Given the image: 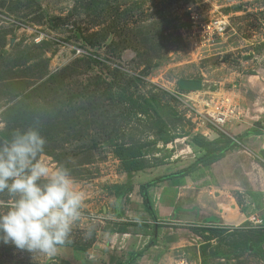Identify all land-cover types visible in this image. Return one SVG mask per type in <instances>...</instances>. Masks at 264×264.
<instances>
[{"label":"rangeland","instance_id":"rangeland-1","mask_svg":"<svg viewBox=\"0 0 264 264\" xmlns=\"http://www.w3.org/2000/svg\"><path fill=\"white\" fill-rule=\"evenodd\" d=\"M76 46L97 61L76 53ZM182 79H198L201 88L183 89ZM219 87L237 93L241 124L235 129L264 155V0H0V142L22 126L39 130L49 165L67 167L85 193L70 242L54 256L0 241V264H87L89 252L93 262L107 264L102 249L119 245L113 228L140 195L128 192L132 176L122 171L115 144L152 139L155 110L175 121L176 130L194 134L182 99ZM147 98L155 99L152 108L145 107ZM182 154L194 156L190 148ZM248 168L237 189L242 203L244 192L255 196L264 184V168ZM253 213L264 218L258 205ZM132 214L141 215L136 208ZM208 224L172 225L164 235L180 241L167 256L161 249L162 263L264 264V241L236 247L250 221Z\"/></svg>","mask_w":264,"mask_h":264},{"label":"crops","instance_id":"crops-1","mask_svg":"<svg viewBox=\"0 0 264 264\" xmlns=\"http://www.w3.org/2000/svg\"><path fill=\"white\" fill-rule=\"evenodd\" d=\"M219 88L226 94L233 96L238 102V95L234 89ZM210 91L213 90L192 92L190 97L202 102ZM240 122L241 118L232 121L228 127L231 132L237 134L243 140V136L246 133L235 129L241 124ZM193 130L194 132L203 133L210 140L220 137L221 134L218 130L210 127V125L199 127V130ZM236 130L239 132L237 133ZM190 136L180 137L175 140L184 138L189 143H184L187 147L182 145L180 149L169 148L168 150L172 151V155L167 163L147 167L139 171L126 172L128 177L132 176L130 180L131 190L129 189L128 192L133 191L137 195V189H139L140 195L138 194L137 198L129 203L127 210H125L126 217L123 218L122 222L139 223L147 221L150 225H153L159 221L164 226L158 227L160 232L157 242L149 248H145V246L151 239L150 232H144L139 229L140 226L131 225L129 227L130 231L125 233H112V241L117 238L121 242L119 245L114 246V249H102L106 258H108L107 264L114 261H120L121 264H163L162 254H160L161 249L164 256H167V250H170L168 248H174L180 241H178V236H173L172 232H169L168 236L166 235L167 233L164 235V232L172 231V225L198 226V224L210 221V224L231 223L237 225L244 221H249L251 216L249 212L252 213L257 205L264 208V184H261L260 190H255L258 191L255 196L253 190L244 192L245 197L247 196L245 203L240 200L239 196L241 193L237 190L239 189L242 176L250 173L247 171L249 170V164L254 165V167L264 168V155L259 154L260 152L257 153L253 150L254 154H251L243 147L237 146L227 151L225 156L210 165H200L197 170L188 175H174L173 173L190 165L205 152L202 147L190 143ZM243 142L248 146L244 140ZM177 146L175 144V147ZM188 148L193 150L194 156L184 160L182 159L184 157L182 153ZM261 148L264 149V144H262ZM176 151L178 153H175ZM174 156H179L180 158L174 159ZM169 174L173 175L163 181L151 184L154 178ZM144 184H146L144 190L149 195L156 218H152L145 207L141 193V187ZM249 194L253 196H249ZM241 196L243 197L244 195L241 194ZM135 208L141 215L143 214L142 217L141 215H139L140 217L133 216L132 211ZM243 208L247 209L246 212L243 211ZM253 214L263 218L262 214ZM184 229L195 234L192 228ZM140 250H142V254L133 258V254ZM81 255L77 256V258H80ZM88 255L87 258L83 257L87 264H97L93 262L92 258L94 256L90 252Z\"/></svg>","mask_w":264,"mask_h":264},{"label":"clouds","instance_id":"clouds-1","mask_svg":"<svg viewBox=\"0 0 264 264\" xmlns=\"http://www.w3.org/2000/svg\"><path fill=\"white\" fill-rule=\"evenodd\" d=\"M48 141L37 129L17 130L0 142V241L54 256L81 218L85 193L69 169L49 165Z\"/></svg>","mask_w":264,"mask_h":264},{"label":"trees","instance_id":"trees-1","mask_svg":"<svg viewBox=\"0 0 264 264\" xmlns=\"http://www.w3.org/2000/svg\"><path fill=\"white\" fill-rule=\"evenodd\" d=\"M90 60L97 61L96 58L90 57ZM180 84V83H179ZM181 87V86H180ZM183 88V87H182ZM184 89V88H183ZM155 99L147 98L145 100V107L152 108V102ZM135 107L141 109L142 106L139 103H136ZM143 109V108H142ZM145 113H148V109L146 108ZM155 116L152 117L153 121V129H154V137L150 140H146L140 144H115L114 154L120 160V165L122 171L125 172H133L143 170L147 167H153L155 165H160L167 163L169 158L172 155V151L168 150L167 145L169 143H174V141L179 137L190 136V143L202 147L205 152L199 156L193 163L190 165L178 170L173 173L174 175H188L193 171L197 170L200 165H210L223 156H225L226 152L230 149H234L238 145L232 141L231 138L221 133L220 137L210 140L201 132H194V134L188 133L186 130L178 131L176 130L177 123L175 121L168 122L165 120L160 112H154ZM178 116V115H177ZM176 116V117H177ZM183 120L182 116H178L176 121L179 123ZM26 126L21 127V131H25ZM163 152V153H162ZM162 153V154H160ZM161 175L154 178L151 181V184H155L159 181L165 180L170 175ZM150 184V183H149ZM144 184L141 187V193L143 196L144 204L147 209V212L151 215L152 218H156L155 212L151 205V201L148 193L144 190ZM119 188V186H117ZM131 225H136L141 227H146L149 231L152 229L151 235L152 238L146 244L145 248H149L150 246L156 244L157 235H158V227L164 226L162 222H156L153 225H150L147 221H141L139 223L136 222H119L118 226L113 228L114 232L125 233L129 232V227ZM139 228V229H140ZM150 228V229H148ZM264 241V226L263 227H249L243 230L241 236L238 238V242H236L237 249L246 250L250 249L252 245L258 246L261 242ZM142 254V250L135 252L133 254V258ZM110 264H121L120 261L111 262Z\"/></svg>","mask_w":264,"mask_h":264},{"label":"built area","instance_id":"built-area-1","mask_svg":"<svg viewBox=\"0 0 264 264\" xmlns=\"http://www.w3.org/2000/svg\"><path fill=\"white\" fill-rule=\"evenodd\" d=\"M37 39L39 40L40 38ZM75 49L76 53L83 56L90 55V57H98V55L80 46H76ZM182 101V106L185 109L184 114L194 123V129L199 130V127L210 125V127L231 138L238 146L243 147L248 150L249 153L254 154L253 150L246 146L243 140L240 139L237 134L231 132L228 127L232 121L241 118L239 103L236 102L233 96L226 94L218 88L210 91L207 96L204 97V101L202 102H199L192 97L182 99ZM249 221L252 223L253 227L264 226V218L257 216L256 214H252L249 217ZM210 223L211 222H209L208 226L211 225ZM213 225L217 226V224ZM181 263L187 264L185 261H182Z\"/></svg>","mask_w":264,"mask_h":264},{"label":"water","instance_id":"water-1","mask_svg":"<svg viewBox=\"0 0 264 264\" xmlns=\"http://www.w3.org/2000/svg\"><path fill=\"white\" fill-rule=\"evenodd\" d=\"M202 82L198 79H182L180 80V86L186 89H200Z\"/></svg>","mask_w":264,"mask_h":264}]
</instances>
